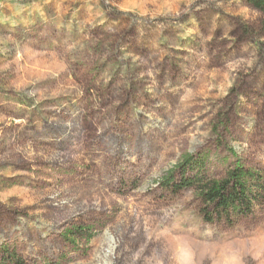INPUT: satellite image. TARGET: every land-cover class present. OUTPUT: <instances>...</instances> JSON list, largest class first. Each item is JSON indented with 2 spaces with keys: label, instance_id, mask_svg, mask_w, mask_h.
Masks as SVG:
<instances>
[{
  "label": "rangeland",
  "instance_id": "rangeland-1",
  "mask_svg": "<svg viewBox=\"0 0 264 264\" xmlns=\"http://www.w3.org/2000/svg\"><path fill=\"white\" fill-rule=\"evenodd\" d=\"M263 20L247 0H0V246L264 264V209L206 222L196 189L161 185L185 154L264 178Z\"/></svg>",
  "mask_w": 264,
  "mask_h": 264
},
{
  "label": "trees",
  "instance_id": "trees-1",
  "mask_svg": "<svg viewBox=\"0 0 264 264\" xmlns=\"http://www.w3.org/2000/svg\"><path fill=\"white\" fill-rule=\"evenodd\" d=\"M247 1L264 16V0ZM177 171L180 179L176 181L174 175ZM186 171L190 174H185ZM161 185L173 192L185 188L196 189L203 203L200 213L206 222L218 220L233 225L239 218L253 215L256 209H264L262 174L244 167L238 161L227 170L225 177L214 179L207 174L204 157L185 154L178 164L166 172ZM75 231L80 232L81 229ZM0 264L27 263L14 248L1 245Z\"/></svg>",
  "mask_w": 264,
  "mask_h": 264
}]
</instances>
